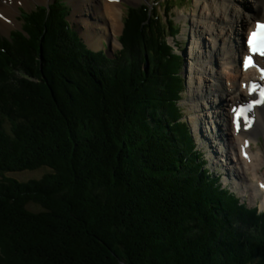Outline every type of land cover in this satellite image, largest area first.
Returning a JSON list of instances; mask_svg holds the SVG:
<instances>
[{
  "label": "trees",
  "instance_id": "1",
  "mask_svg": "<svg viewBox=\"0 0 264 264\" xmlns=\"http://www.w3.org/2000/svg\"><path fill=\"white\" fill-rule=\"evenodd\" d=\"M140 14L129 16L122 49L111 62L50 23L55 14L44 9L23 15L25 33L13 31L11 41L0 37V112L16 110L9 133L0 127V193L8 201L0 207V240L8 245L2 253L21 256L9 264H113L97 258V247L111 256L129 255L135 264H264V212L240 204L201 169L205 160L187 124L175 120L178 112L173 116L164 97L154 93L156 78L166 89L170 85L163 70L145 74L140 55V65L130 61L131 80L116 69L106 74L125 59V47L136 36L129 30L158 42L151 61L170 54L147 14ZM142 41L130 46L133 56ZM15 68L31 80L22 81ZM142 85L151 89L150 104L142 103ZM123 87L131 98L127 106L118 99ZM41 167L46 174L28 181L5 173ZM27 200L41 209L25 210ZM236 208L240 217L233 216ZM219 218L228 222V232L218 227ZM106 221L119 229L106 230ZM47 233L55 241H42L40 259L37 237L49 239Z\"/></svg>",
  "mask_w": 264,
  "mask_h": 264
},
{
  "label": "bare ground",
  "instance_id": "2",
  "mask_svg": "<svg viewBox=\"0 0 264 264\" xmlns=\"http://www.w3.org/2000/svg\"><path fill=\"white\" fill-rule=\"evenodd\" d=\"M31 1L34 3L37 2H44L47 0H0V28L2 31H6L9 29V25L12 23L13 15L17 13V7L22 3L25 5V7L29 4H31ZM140 1L141 0H135ZM149 2V0H146ZM198 3L199 10L198 15L195 16L193 19L190 17V31H191V39H193V42L191 46L189 47V53L194 56L192 62L189 61V54L182 52L180 55V63L181 66H178L177 70L179 72V77L177 75L170 72L171 67L173 66L175 62V56H172L166 52L158 54V58L153 60L152 65L155 64V61L157 60V69H162L164 72V75L167 77L164 80V83L169 80L170 85H168V88L166 89L164 84L157 80V87L155 90L156 92H159L161 97H164V101L166 105H163L164 107H167L168 110L171 112V114L174 116L175 113L178 112L181 113L182 105L181 102L184 101L185 104H187L190 109L194 110V113L190 114L189 117L194 119L192 122H189V125H187L188 128V134L189 136L197 142L200 151L204 157L205 162L202 163L201 169L207 171L208 173H212L214 171V168L211 166V162L209 161V157L206 154L205 141L201 139L204 131V125H208L211 132H208L209 138H215L213 139V147L208 151L210 157H217V154L220 153L219 160L221 158H224L222 151L224 152V155L226 156L227 151L231 154L232 151H236L235 147L238 145V143L233 140L232 137V130L230 125V117L225 116L223 113H216V115L212 114L209 110V106L214 107L215 104H213L214 96L212 98V92L214 89L221 90L224 87V83L227 82L235 86V89H231L230 87L227 89L230 92V99L233 100V103H229L230 107L232 108L233 104L236 105V97H239V93L237 90L240 88L243 95H245V92L248 89V82L250 80H254L258 82L264 90V62L257 60L262 59L258 54H256V62L257 65L260 66V70L253 73V66H255L254 61L252 65L247 66V70L242 73H236L234 80H229L231 74H225L223 70L221 69V63L218 64L220 61V58H217L215 61L212 62V65L206 64L204 62H207L205 59L207 57V54L209 51H212V49L218 48V50L222 51V54H227V60L229 53L232 52L233 49L236 48V51L240 54H245L247 52L246 47L244 44L240 43L239 40H241V33L243 32V35L247 33V31L253 26L252 22L254 21V18L259 17L261 12H259V8H264V0H195ZM121 1L120 0H102V3L97 1L94 3V5H91L90 0H75L73 5L75 7V11L73 15H79L77 21L83 20L85 24L87 25V28L85 30V34L87 36L88 44L90 46L96 45V39L91 36L93 32L96 30L99 32V36L107 41H111L113 36L114 38L120 31L122 30L123 23L121 18ZM146 5L142 9V17H144ZM26 12H28V9H25ZM137 15L141 17V14L137 12ZM230 15V16H229ZM229 16V17H228ZM46 17H49V13H47ZM45 19L48 21V19ZM261 20H264V18H261ZM50 22V21H49ZM58 22V17L53 15L51 22ZM54 24V23H53ZM155 27V25H154ZM81 30H83L85 27L82 25L80 26ZM156 29V27H155ZM158 33H162L160 31H157ZM156 31H153V34H157ZM159 40L163 41L165 46L167 47H173L178 48L183 47L186 48L183 45H178L175 43L173 36L172 39H169V36L160 34L157 36ZM205 40L209 41L210 47L207 46V43ZM103 42V41H102ZM101 42V43H102ZM202 45H201V43ZM201 45V46H200ZM235 45V46H234ZM229 46H232V50ZM234 46V48H233ZM206 50L204 54V59H200V53ZM211 53V52H209ZM153 54V53H152ZM207 54V55H206ZM134 57L136 60V63L140 65L138 60V55L135 52ZM235 59V53L234 57ZM111 62V61H110ZM146 63L149 67L151 65V60L149 56L144 57L143 64ZM130 61L127 62V65L129 67ZM141 65L140 70H143L145 74H149L146 72L144 65ZM217 64L219 65L217 67ZM115 65V64H113ZM220 68V69H219ZM235 70V69H234ZM229 72V71H228ZM252 72V73H251ZM206 74L214 75L216 79V83L212 84L210 81L208 82L204 76ZM225 75L226 77H223ZM132 76L135 79H139L141 83L144 82V77L142 76L141 79L135 75L132 74ZM172 76V77H169ZM224 79V81H223ZM144 88V91L141 90L145 95L146 94V88L144 85H142ZM187 89V90H186ZM186 91L187 97L183 100L179 95L183 94ZM150 93V92H149ZM150 97L152 98V94H148L146 99H143L142 103L150 104ZM220 98L222 102L219 103L221 105L223 101L225 100L222 95L217 96ZM216 97V100H217ZM254 102L261 103L260 105H264L263 100H259L258 98L253 99ZM201 105V106H200ZM205 108H208V113L205 110ZM199 109H204L203 113ZM229 111V107L227 108V114ZM178 114L175 117V120L178 121L179 116ZM209 114V115H208ZM234 116L236 123L239 124L240 129V120L242 119V115L235 111L232 115ZM13 123V122H12ZM257 128L264 131V120L260 121L258 120V125L253 131H257ZM234 133L238 135L239 129L236 127H232ZM231 130V137L229 136ZM229 133V134H228ZM230 148V150H228ZM232 150V151H231ZM260 155L259 153L254 154V167L259 165V161H261V158L259 159ZM237 162L241 165H245L243 160H239L237 158ZM27 169H20L19 172L25 171ZM259 171L258 167L255 169V176L257 179H261L258 177ZM240 179L238 180L239 183L243 184L245 188H251L254 193V186L252 182L249 184V181L246 180L243 171L240 173ZM217 180L215 183V186H218L221 191H227L230 193V190L226 187L224 177L216 176ZM198 188H201L200 185ZM239 216L240 217V210L235 209L233 216ZM213 221V219H212ZM218 227L224 231H226V226L228 225V222L225 219H217L216 220ZM1 248L0 252H4L5 248L3 247L4 244L1 242ZM6 254L4 253V256ZM18 254L9 255L8 258L6 257V260L10 261H17L18 260Z\"/></svg>",
  "mask_w": 264,
  "mask_h": 264
},
{
  "label": "rangeland",
  "instance_id": "3",
  "mask_svg": "<svg viewBox=\"0 0 264 264\" xmlns=\"http://www.w3.org/2000/svg\"><path fill=\"white\" fill-rule=\"evenodd\" d=\"M121 1L124 2V3L127 2L128 4H130L128 0H121ZM144 1L145 0H141V2L140 1H137L136 2L135 0H133L131 2L135 6H141L140 3L144 2ZM176 1L179 4L177 6H169V5H167V10H170V12H172V15L174 16L173 23H174L175 27L177 28V31L171 32L170 30H168L167 36H169V35L174 36V34H175V36L173 37L175 43L178 44V45L185 44V47H186L184 49V51L180 47H178L176 50H178L180 53L186 51L190 55V53H189V47L191 46V44L193 42V39H191L190 21L188 22L187 25H180V23H177L176 21H179L182 18H186L187 16L189 18L192 17L191 13L192 12L193 13H196V9L192 10V8H189L190 7V3L187 0H176ZM32 5L31 4L27 5L25 7V9H28V11H30L34 7L38 6V4L33 3V2H32ZM157 6L160 7V8H162L159 5H157ZM180 9H184L186 11V14H183V15L179 14V10ZM22 12H23V10H22ZM73 13H74V8H73V6L71 4V11L69 12V14L70 15H73ZM20 16H21V14L17 10V13L13 15L12 22L13 23H17L21 19ZM123 16H124V12H123ZM84 23L85 22L83 20L82 21H79L78 22V25L75 28V30L78 31V33L81 35L83 41L86 42V38L84 36V33H85V30H86L87 27H85L83 30H81V28H80L81 24H84ZM123 26H124V24H123ZM151 26L153 27V25H151ZM16 28H18V27H14L12 29H16ZM0 32L3 35H8V34H5L1 29H0ZM121 33H122V30H121L120 33L117 34V37H119V35H121ZM128 33H130L132 35H136V36H134L132 39H130L128 41V43H127V46L125 47V59L124 60H121L120 63H118L116 65H113V64L110 65V67L107 70L106 74L112 75L113 74V70L116 69L118 71V73L121 74V77L122 78H125L127 80H131V71H133V70H129L128 65H127V62L133 60L132 61L133 64H137V63H136L135 57L132 54V51L130 50V46H132L136 42V40H138V39L141 38V40H143V41H142V43H141V45L139 47L140 52H138L137 55H138V57L140 55L143 56V57H146V56L148 57L151 52L152 53L153 52L154 53L158 52L160 50V45L158 44V42L155 39H151V40L145 39V37H146L145 34L142 33V32L140 33V31L137 34H135L134 30H129ZM171 36H169V39H172ZM152 37H155V35H152ZM109 43H110V41H109ZM104 44H105V42H104ZM201 45H202V43H201ZM110 47H111V45H110ZM119 48L120 47H118L117 49H119ZM202 52H203V55L202 56L204 57V54H205L206 50H203ZM19 54H21V53H19ZM48 55L49 54H47V57H48ZM11 57L13 58V56H11ZM192 60H194V59H192ZM192 60H189L190 63L192 62ZM10 62L11 61H9L8 63H10ZM152 62H154L153 59L151 61V65L149 67L147 66L146 63L143 64L147 73L155 72V70H156L157 60L155 61V64H153V65H152ZM124 64H125V67H123ZM178 66H181L180 57L178 55H176L175 56V62L173 64V66L171 67V72L173 74L177 75V77H179V72L177 70ZM40 67H42V69H44L43 66L40 65ZM122 67H123V70H122ZM0 68H1V65H0ZM14 72L18 73L19 78L22 81L31 80L22 71H18L17 68L14 69ZM204 78H205V76H204ZM24 79H26V80H24ZM36 80L38 82L40 81L39 78H36ZM206 80L208 81V79H206ZM223 81H224V79H223ZM1 82L3 84L4 81L0 80V84H1ZM43 83H44L43 81H40V84H43ZM155 86H156V83H155ZM145 88H146V90H145L146 91V94L144 95L143 99H146L147 98V96L149 94V91L151 90V89L149 90V88L147 89L146 86H145ZM127 89H128L127 87H123L118 92V94H119L118 99H120V98L123 99L124 98L125 99V106H127L128 105V102L131 101L130 96H128L127 98H125L126 97V93L128 92ZM142 90L144 91V88ZM155 90H156V87L154 89V93H155ZM185 98H188V99L190 98V97H187L186 91L183 93V100ZM212 98H213V96H212ZM238 99L240 100L241 97H239ZM42 104L46 105V103H42ZM225 104H226V100H225V102L222 105H219V103L216 102L215 105H214V107H217V108L219 106L220 107H226V106H224ZM181 105H182V110H183V113H184V117L186 118V120L188 122H192L194 119H192L191 117H189V115L192 114V113H194V110L193 109L191 110L190 107L187 104L184 103V101L181 102ZM40 107H41V105H38V109H40ZM200 110L203 113V110L204 109H199L198 112ZM205 110L207 111L208 108H205ZM226 110H227V108H225L224 110L221 109L220 113H223V114H225V116H228ZM131 111L132 110L129 108V111L128 112L130 113ZM15 116H16V110H15V108L6 110L4 112H0V127L2 128V131H4L5 133H9L8 128H10L12 122H14V119L16 118ZM128 119H129V117H128ZM127 121L129 122V120H127ZM179 121H181V120H179ZM51 122L53 123V120ZM51 122H49V123H51ZM241 123H243V122H240V124ZM232 124H233V122H232ZM120 130H121V132H124V126H119L117 131H120ZM0 131H1V129H0ZM208 132H211L210 128L208 127V125H204V131H203V135H202L201 139L205 141V144H203L205 146V148H203V149L206 150V154L208 155V157L210 159L209 161L211 162V166L213 168H219V169L222 170V172H223L222 178L224 177L225 183H227L228 185H230L231 188H234L235 190H237L238 194L241 195L242 200H245L248 203V205L251 206V207L252 206H255V205L257 207L259 206L258 209L261 210L260 209L261 208L260 205L257 204V202H259V194L257 193L254 184L252 183L253 186H254V193H253V191H252L251 188H247L246 189L245 186L243 184L239 183L238 180H237V175L240 174L242 171H243L245 177L247 178L248 177V170L246 168H244L243 165H241L240 163H238L235 160L233 162L229 163L230 160H228V156L229 157H231V156L233 157V155H231L230 153H227V156H226L227 158L224 157L225 158V161H227L226 162V165H224V166L222 165L221 162H219L220 161L219 160L220 153L217 154V157H210L209 156L208 151L211 149V147H213L212 146L213 145V139H215V138H209V137H207L208 134H209ZM256 133H257L258 137L260 138L259 144H258V146L256 148H258V153L260 155L259 159L261 158V161H259V165H257V167H258L259 173L263 176V179H264V131H261L260 132V129H259ZM229 136L231 137V134H229ZM10 137H11V139H13L12 134L10 135ZM90 137H91V134H90ZM222 154H224L223 151H222ZM257 167L255 166V169ZM47 171H48L47 168L41 167V168L34 169V170L27 169V170L21 171V172L11 171V172H5V173H6V175L8 177H14V178H16L19 181H28L31 178L32 179H36V178L41 177L44 173L46 174ZM232 173H234V174H232ZM1 178H2V176H0V179ZM246 180L249 181V178H247ZM249 184H251L250 181H249ZM94 190H95V192H99V193H103L104 192V189H103V191L102 190H97L96 188ZM5 197L6 196L3 193H0V207L1 208H2V206H4V205L7 204L6 202H8L7 200H5ZM17 198H19L20 200L22 199L21 197H17ZM19 199H17V200H19ZM27 202L28 203L24 206L25 207V210H27V211H31L32 210V212L34 210V211L37 212V211H39L41 209V206H39V204L33 202L32 200H30V201L27 200ZM10 206L13 207V205L11 203H10ZM18 206H19V203H17L15 207H18ZM12 214H13V212H12ZM102 221H103V223L105 222V219L103 217H102ZM105 229L108 230V231H109V229H111L112 231H114L115 229H119V227L117 225H112L110 223V221H106ZM47 235L49 236L48 237L49 239H47V238L44 239V238H41V237H37V240H38L37 242H40V247L39 246L36 247V252H37V255H38L37 257L40 258V259H41V256L38 253H40V254H44L45 253V251H44V249H43V247H42L41 244L47 243L48 241L49 242L50 241L51 242H54L55 241L54 238H53V235H51L50 233L45 234V236H47ZM11 236H13V235H11ZM117 236H118V234H117ZM112 238H114V241H115V235L112 236ZM106 240L108 241V244L107 245H110L111 248L114 249V245L115 244L113 243V241L111 239H106ZM127 240L129 242L131 239L128 237ZM42 241H43V243H42ZM28 242L29 241H27V243ZM27 245H30V244H27ZM125 245H126V242L124 243L123 246L120 244V248L125 247ZM110 246H108V247H110ZM1 247L2 246H1V240H0V248ZM7 247H8V245L5 246V248H7ZM19 249L22 250L21 249V246L19 247ZM29 251H31V250H29ZM18 252H20V251L18 250ZM126 252H127V250H124L123 251V254L126 253ZM24 253H25V257H26L27 256V253L26 252H24ZM9 255H13V253H8V254H6L4 256V253H1L0 252V264H9L8 263L9 262V259L8 260L5 259L6 257L8 258ZM35 256L36 255H33L32 254V257L33 258H35ZM98 256H100L101 258H103V257L106 258V260H108L109 262H111L113 264L116 263L115 259H117V262H118L116 264H135L134 261H131V260L129 261L127 259V258H129V255H125V256L122 255L121 256V255H119L117 253V254L111 256L106 250H104L102 248H99V247H97V258H98ZM20 258H21V256H18V259H20ZM24 260H27V259H24ZM42 263L44 264L45 262L41 261L40 263H38V262H35L33 260V263L32 264H42ZM101 263L104 264L105 262H101ZM18 264H22V263L19 262Z\"/></svg>",
  "mask_w": 264,
  "mask_h": 264
},
{
  "label": "snow or ice",
  "instance_id": "4",
  "mask_svg": "<svg viewBox=\"0 0 264 264\" xmlns=\"http://www.w3.org/2000/svg\"><path fill=\"white\" fill-rule=\"evenodd\" d=\"M249 45L252 53L258 54L260 57H264V25H258V30L254 31L249 39ZM247 64L250 66L253 64L251 57L248 59ZM264 95V93H262ZM239 129V124H237ZM264 187V185H262Z\"/></svg>",
  "mask_w": 264,
  "mask_h": 264
}]
</instances>
